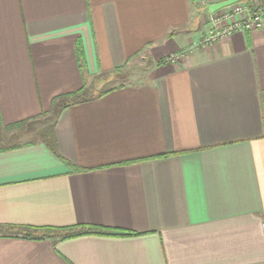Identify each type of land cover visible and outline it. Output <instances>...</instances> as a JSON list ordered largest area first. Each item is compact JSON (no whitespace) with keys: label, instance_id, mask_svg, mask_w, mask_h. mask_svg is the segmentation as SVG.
<instances>
[{"label":"crops","instance_id":"1","mask_svg":"<svg viewBox=\"0 0 264 264\" xmlns=\"http://www.w3.org/2000/svg\"><path fill=\"white\" fill-rule=\"evenodd\" d=\"M211 16L0 0V126L26 137L0 149V264H264V29L202 47ZM78 226L99 232L19 234Z\"/></svg>","mask_w":264,"mask_h":264},{"label":"built area","instance_id":"2","mask_svg":"<svg viewBox=\"0 0 264 264\" xmlns=\"http://www.w3.org/2000/svg\"><path fill=\"white\" fill-rule=\"evenodd\" d=\"M225 1L227 0H195L197 5L204 9ZM211 23V30L200 43L202 47H209L237 33L264 29V5L247 7L242 3L234 4L212 14ZM183 57L184 53L174 54L167 56L165 61L175 65ZM261 228L264 233V221Z\"/></svg>","mask_w":264,"mask_h":264},{"label":"rangeland","instance_id":"3","mask_svg":"<svg viewBox=\"0 0 264 264\" xmlns=\"http://www.w3.org/2000/svg\"><path fill=\"white\" fill-rule=\"evenodd\" d=\"M253 5H261V4H255L253 3ZM211 22V20H210ZM149 67V64H147L145 61H136V65L129 67V69L126 70V72H124V76L123 78L119 81H117L116 83H112L111 86L113 85H120L122 84H137L140 83L143 79H144V73L147 70V68ZM126 79V80H125ZM101 85L100 83L97 84L96 88H99ZM43 120H41L40 122H36V124L34 125L35 128H39L42 124H43ZM45 124V123H44ZM25 130L23 129H17L15 131H9L6 129H3V127L0 126V149L2 148H7L10 146H14V145H18L20 143H23L26 141V137L20 134H23Z\"/></svg>","mask_w":264,"mask_h":264},{"label":"trees","instance_id":"4","mask_svg":"<svg viewBox=\"0 0 264 264\" xmlns=\"http://www.w3.org/2000/svg\"><path fill=\"white\" fill-rule=\"evenodd\" d=\"M80 54V50H79ZM75 102H80L86 98L84 94V90L80 91L78 94L74 95ZM20 126V125H19ZM60 158V157H59ZM79 172H84L85 170L78 169ZM99 230L93 226H78L75 228H36V227H24L21 228L19 234L26 239L29 240H37V239H46V238H55L59 240H66L70 238H74L77 236H81L89 233H98Z\"/></svg>","mask_w":264,"mask_h":264},{"label":"water","instance_id":"5","mask_svg":"<svg viewBox=\"0 0 264 264\" xmlns=\"http://www.w3.org/2000/svg\"><path fill=\"white\" fill-rule=\"evenodd\" d=\"M241 2H242V0H227L225 2H221V3L211 5L209 7V10L212 14H214L216 12H219L222 9H225L227 7H230L234 4L241 3Z\"/></svg>","mask_w":264,"mask_h":264}]
</instances>
